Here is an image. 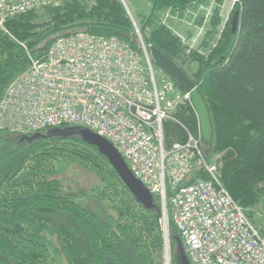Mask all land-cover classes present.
Wrapping results in <instances>:
<instances>
[{"label":"trees","instance_id":"trees-1","mask_svg":"<svg viewBox=\"0 0 264 264\" xmlns=\"http://www.w3.org/2000/svg\"><path fill=\"white\" fill-rule=\"evenodd\" d=\"M145 1L150 12L138 24L144 46L149 55L151 47L163 52L199 90L212 125L211 148L206 150L200 142L205 159L211 163L218 158L223 186L256 227L254 209L264 206V0H237L227 22L220 6L211 16L207 13L213 0ZM236 12L239 24L233 33ZM179 20H189L202 31L198 49L191 48V36L177 33L174 25ZM6 28L10 35H0V100L9 84L29 68L30 56L43 58L58 36L88 31L116 37L144 56L121 0H64L18 15ZM188 47L196 50L189 52ZM175 116L201 138L190 101L180 104ZM182 125L165 122L166 146L186 140ZM81 128L0 131V145L9 141L8 150L0 147V264H54L51 247L65 264H165L159 196H153L151 208L142 205L109 160L83 141ZM57 159L93 171L103 187L90 196L65 192L54 178ZM197 166L198 175L208 179ZM259 232L264 236V230ZM169 241L171 264H191L171 220Z\"/></svg>","mask_w":264,"mask_h":264},{"label":"built area","instance_id":"built-area-1","mask_svg":"<svg viewBox=\"0 0 264 264\" xmlns=\"http://www.w3.org/2000/svg\"><path fill=\"white\" fill-rule=\"evenodd\" d=\"M62 1L0 0V32L10 19ZM140 43L144 56L116 37L88 31L56 38L43 58L30 56L29 68L6 88L0 131L37 133L67 125L110 142L133 175L160 198L165 264H171L170 220L191 264H264V236L207 163L201 138L175 116L189 94L159 83L141 37ZM195 44L190 41L191 48ZM167 121L184 127V142L166 146ZM197 165L208 179L198 175Z\"/></svg>","mask_w":264,"mask_h":264},{"label":"water","instance_id":"water-1","mask_svg":"<svg viewBox=\"0 0 264 264\" xmlns=\"http://www.w3.org/2000/svg\"><path fill=\"white\" fill-rule=\"evenodd\" d=\"M126 7L132 22L140 35V32L133 20L128 7L124 0H121ZM239 13L236 12L232 19V32L235 33L238 29ZM1 35V32H0ZM141 37V35H140ZM150 57L154 64L162 71L166 72L172 79H174L180 88L189 94L190 103L193 106L200 125V136L206 150H209L212 145V125L210 120V114L207 105L196 88L192 79L180 68L174 61L167 57L163 52L155 47L150 48ZM82 139L87 144L96 147L99 152L104 155L110 162L111 166L118 173L123 183L129 189V191L136 197V199L144 205L146 208L153 206V195L150 191L140 182L130 171L127 163L123 157L116 150V148L104 138L93 133L89 129L81 128L79 131Z\"/></svg>","mask_w":264,"mask_h":264},{"label":"rangeland","instance_id":"rangeland-1","mask_svg":"<svg viewBox=\"0 0 264 264\" xmlns=\"http://www.w3.org/2000/svg\"><path fill=\"white\" fill-rule=\"evenodd\" d=\"M126 6L129 9V12L131 13L133 20L135 21V24L137 28L139 29V20H141L142 17L146 16L150 12V4L146 2L145 0H124ZM237 1L234 0H223L222 3L217 2V0H213L210 4L209 11L210 16L213 13V10L216 9L217 7L220 8V14L221 16L224 17V21L227 22V19L229 18L230 14L232 13L235 4ZM209 16V17H210ZM164 20L168 18L167 14L163 17ZM176 31L178 34H185V36H191L192 40H196V46L197 49L199 48L200 45V40L198 39L203 33L200 32V30H197V26H192L191 22L189 20H179V22L175 23L174 25ZM199 27V26H198ZM134 29L138 35L139 41H140V35L138 34L135 26ZM181 31L183 33H181ZM4 34L10 35V32L8 29H6V32H3ZM59 37V36H58ZM57 37V38H58ZM190 38V39H191ZM194 45V46H195ZM195 46V47H196ZM196 49H190L188 47V51H194ZM156 75L159 83H164V82H170L174 84L170 78H168L167 75H165L162 70L159 68H156ZM187 102V101H186ZM185 103V102H182ZM181 103V104H182ZM12 133V132H8ZM13 134H18L14 133ZM5 147L6 150H8L9 146V141H2L0 147ZM217 157L212 158L211 163H208L214 167L217 166L216 161ZM56 165V173L54 175L55 179L60 180L63 183L64 186V191L68 193H78L80 191H84L87 193V195H92V192L94 189L97 187H103V183L100 180V177L97 176L93 171L88 170L82 166H79L75 163L66 161L64 159H57L55 161ZM83 203L87 201L81 200ZM108 204H104V207L107 208ZM254 217L255 221H257V224L255 223L256 227L258 228L259 231L264 230V206L260 205L255 207L254 209ZM49 242L51 241V238L49 235H47ZM51 252L52 256L55 258V263L54 264H65L63 260L55 254V251L51 247Z\"/></svg>","mask_w":264,"mask_h":264}]
</instances>
